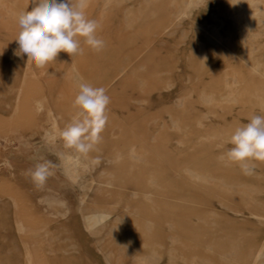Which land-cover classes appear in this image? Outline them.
<instances>
[{
  "label": "rangeland",
  "instance_id": "1",
  "mask_svg": "<svg viewBox=\"0 0 264 264\" xmlns=\"http://www.w3.org/2000/svg\"><path fill=\"white\" fill-rule=\"evenodd\" d=\"M0 1V142L7 145L0 150V175H7L4 179L0 177V264H108L106 251L102 250V245L97 243V238L84 224L85 212L80 205L83 197L87 204L103 202L96 186L108 171L114 173V192L122 207L143 205V198L150 197L157 204L156 211L151 209V215L163 224L165 230H170L171 224L176 227L173 231L181 235L194 230L199 235H210V229L199 223L201 208L222 219H230L229 223L235 227L252 217L248 212L245 217L238 216L224 199L209 198L201 205L194 191L163 188L162 177L174 173H158L148 188L131 179H124V172L119 171L123 166L111 163L112 158L106 154L117 145L111 133L119 125L130 128L129 123L131 126L138 124L143 117L168 115L167 110L171 111L172 104L192 88L191 82L196 79L192 64L199 61L202 46L209 62L206 68L209 75L206 74L204 79L209 80L210 75L224 78L229 63L215 50L207 32L214 25L231 24V16L226 10L227 0H200L185 14L174 19L172 27L162 29L156 35L158 41L152 46L146 45L143 39H137L138 51L131 59L130 89L118 80L108 84L106 79L100 82L88 78L89 84L106 90L110 103L108 121L101 138L86 154L67 147L59 135L75 116V106L71 105L74 95L69 87H76L77 82L83 80L76 72L74 59L84 56V53L69 56L62 51L55 61L42 69L27 62L26 55H14L18 48L15 41L16 32H19L17 16L31 10L34 5L28 0ZM162 1L165 6L156 14V20L160 18V23H169L166 12L169 0ZM105 2L98 0V4L86 13L87 16L97 21ZM158 5V2L147 5L144 0H130L124 5L127 10L140 8L144 11L134 33L141 31L143 25L151 20V14ZM7 8L12 11L8 12ZM9 16L13 19L8 20ZM9 23L16 27H7ZM123 23L124 13L115 7L109 17V27L102 32L113 34ZM81 43L84 47L83 38ZM116 46L110 43L105 47L110 50ZM84 68H81L83 74ZM134 74L137 75L135 79ZM143 83L151 88L147 94L140 92ZM127 102L129 113L124 108ZM197 109L209 117L213 126L222 128L233 122L230 115L222 117V112L214 116L202 105H197ZM130 118L131 122H128ZM240 120L244 124L249 119L241 116ZM17 146L28 147L30 151L26 154L12 153L18 149ZM69 157L78 160L76 169L79 171L72 174L77 177L76 183L68 185L69 189L57 191L56 186L63 182V164ZM42 159L53 163L59 175L48 173L44 183L38 184L32 173ZM7 160L12 161L11 167H6ZM154 160L156 166L167 167L162 164L161 158L155 157ZM250 167L254 169L256 166ZM59 198H65L67 202H57ZM18 221L25 226L26 233L17 230ZM214 226L211 231L216 239L220 238L218 231L220 235L233 233V228L223 229L219 221ZM261 242L260 237L254 239L256 247ZM164 263L161 261L158 264Z\"/></svg>",
  "mask_w": 264,
  "mask_h": 264
},
{
  "label": "bare ground",
  "instance_id": "2",
  "mask_svg": "<svg viewBox=\"0 0 264 264\" xmlns=\"http://www.w3.org/2000/svg\"><path fill=\"white\" fill-rule=\"evenodd\" d=\"M129 1L106 0L104 3L97 20V35L105 46L110 43L117 46L110 50L104 46L97 52L85 44L84 56L74 59L76 72L85 82L89 83L88 78L100 82L106 79L108 84L118 80L130 89L131 59L138 51L135 41L143 39L146 45H154L158 41L156 35L162 29L172 27L174 19L200 0H169L166 8L169 23H160V18L156 20V14L162 11L165 2L144 0L147 5L155 2L159 5L152 12L151 20L137 33L134 30L138 28L137 23L144 11L140 8L127 10L124 5ZM232 3L230 0L226 3L231 24H217L207 32L215 50L229 63L224 78L210 75L209 80L204 79L206 74L209 75L206 69L209 62L202 46L199 61L192 64L196 78L191 82L192 88L172 104L171 111L167 110L168 115L143 117L138 124L131 126L129 123L130 128L119 125L111 133L117 145L106 154L112 158L111 163L123 166L119 171L124 172V179L148 188L158 173H174L162 177L163 188L194 191L201 205L209 198L224 199L238 216L245 217L248 212L252 217L235 227L229 223L230 219H222L201 208L199 223L210 229V235H199L195 230L181 235L173 231L176 227L171 224L170 230H165L163 224L151 215V209L156 211L157 204L150 197L143 198V205L122 207L114 192V173L108 171L96 186L103 202L87 204L84 197L80 200L85 212L84 224L106 251L108 264H158L161 261H165L164 264H264V234H261L264 233V162L251 161L250 166L256 167L245 172L238 163L220 159L232 147L227 141L234 129L242 125L240 117L249 119L252 115H264V0H232ZM97 4L98 0H88L86 13ZM115 7L124 13L123 26L113 34H105L102 30L109 27V17ZM7 11L12 9L7 8ZM7 19L13 18L9 16ZM7 27L16 26L9 23ZM83 67L84 74L81 72ZM136 76L133 75L134 79ZM69 91L75 100L78 87H69ZM150 91L147 83L141 85L142 94ZM128 104L123 107L129 113ZM71 105L75 106L74 102ZM197 105L204 106L214 116L221 112L224 118L230 115L233 122L222 128L213 126L209 117L199 112ZM73 109L76 115L78 108L75 106ZM6 146L0 142V150ZM17 148L12 153L26 154L30 151L28 147ZM155 157L161 158L167 167L156 166ZM40 162L46 165L49 174L59 175L53 163L45 159ZM77 163L78 160L69 157L63 164V182L56 186L57 191L69 189L68 185L76 183L77 177L72 174L79 171ZM5 165L8 168L13 163L7 160ZM6 176L4 173L0 175L3 179ZM57 202L64 204L67 200L59 198ZM218 221L223 229L233 228V233L220 235L217 230L220 238L213 237L211 229ZM16 228L19 232H27L20 221ZM257 237L262 242L256 247L254 239Z\"/></svg>",
  "mask_w": 264,
  "mask_h": 264
},
{
  "label": "clouds",
  "instance_id": "3",
  "mask_svg": "<svg viewBox=\"0 0 264 264\" xmlns=\"http://www.w3.org/2000/svg\"><path fill=\"white\" fill-rule=\"evenodd\" d=\"M32 3L31 10L17 16L18 48L14 55H26L27 62L43 68L62 51L71 56L82 54L81 38L97 52L104 48L105 42L97 35L98 22L86 14L88 0H32ZM77 87L74 105L78 112L59 135L67 147L86 154L101 138L108 121L110 97L103 87L82 79ZM227 143L232 147L220 157L222 161L238 163L245 172L251 171V161L264 162V115H252L247 123L237 126ZM32 175L38 184H43L48 175L46 165L37 164Z\"/></svg>",
  "mask_w": 264,
  "mask_h": 264
}]
</instances>
